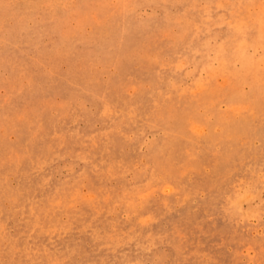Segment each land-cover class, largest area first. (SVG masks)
<instances>
[{
  "label": "rangeland",
  "instance_id": "rangeland-1",
  "mask_svg": "<svg viewBox=\"0 0 264 264\" xmlns=\"http://www.w3.org/2000/svg\"><path fill=\"white\" fill-rule=\"evenodd\" d=\"M0 264H264V0H0Z\"/></svg>",
  "mask_w": 264,
  "mask_h": 264
}]
</instances>
